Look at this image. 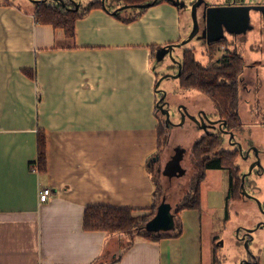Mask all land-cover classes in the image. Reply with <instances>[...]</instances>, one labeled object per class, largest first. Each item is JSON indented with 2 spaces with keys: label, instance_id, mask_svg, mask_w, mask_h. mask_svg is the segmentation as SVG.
I'll use <instances>...</instances> for the list:
<instances>
[{
  "label": "crops",
  "instance_id": "obj_1",
  "mask_svg": "<svg viewBox=\"0 0 264 264\" xmlns=\"http://www.w3.org/2000/svg\"><path fill=\"white\" fill-rule=\"evenodd\" d=\"M90 1L82 0L79 11ZM34 4L0 0V264H96L98 259L108 264H243L251 257L264 264V227L254 232L248 250L239 237L242 226L264 220L257 203L236 187L244 165L239 156L235 174L226 168L205 170L199 207L180 210L178 236H136L127 246L123 234L83 227L87 206L150 212L156 199L152 154L158 136L153 58L157 48L185 37L189 21L168 0L144 10L120 9V17L98 6L78 17L73 36H67L51 24L36 22ZM228 36L229 47L239 51L233 46V41L238 44L234 35ZM183 48L202 62L205 56L200 51L209 49L188 43ZM246 66L255 69L245 60ZM173 86L178 93L177 80ZM164 88L170 90L168 84ZM185 92L181 102L189 113L203 110L215 118L206 96L196 90ZM250 125L243 122V129ZM178 127L195 139L205 135L191 121ZM262 128V142L252 143L260 149L258 184L249 191L260 202L264 201ZM39 130L44 131L46 147L42 172L32 166ZM221 142L223 149L235 150L224 138ZM171 156L162 168L156 161L158 170ZM42 186L52 192L45 202L38 199ZM247 187L252 188L251 183ZM164 196L170 203L165 194L156 201ZM213 219L217 226H212Z\"/></svg>",
  "mask_w": 264,
  "mask_h": 264
},
{
  "label": "trees",
  "instance_id": "obj_2",
  "mask_svg": "<svg viewBox=\"0 0 264 264\" xmlns=\"http://www.w3.org/2000/svg\"><path fill=\"white\" fill-rule=\"evenodd\" d=\"M35 2L33 16L36 22L51 24L56 29H61L67 36H73L75 30V21L84 12L92 7H103L101 0H91L82 11L79 8L75 9L71 0H63L60 3L56 0H32ZM153 0H111L106 1V10L113 12V2L119 5L127 4L129 6H136V4L151 2ZM162 0H154L157 3ZM153 3V4H154ZM152 5V4H150ZM104 8V7H103ZM145 8H139L144 10ZM119 11L113 12L117 17H120ZM223 49L224 52L216 59H213L214 54H210L211 63L205 65L199 59H195L192 51L186 49L182 53V70L177 80V88L181 90H196L204 94L209 101L213 103L215 113L221 119H224L227 128L234 132L235 137H240L244 131L243 121L237 111L239 104V77L242 75L245 67V59L241 53L235 49H229V41L226 38L219 39L215 44L209 47ZM207 49V48H205ZM207 49V50H209ZM159 111V110H158ZM161 111L158 115L157 124V148L152 154L155 159L154 166L158 170L156 161L159 160L161 146L166 141V126L161 116ZM264 126V125H263ZM222 137L217 134H205L196 139L190 148V162L193 168L191 176L195 180L190 181L189 189L183 193L182 197L178 200L177 205L174 207L175 224L171 230L162 232H150L146 229L147 221L152 217L157 205L156 199L153 201L150 212L146 214H135L133 208L129 207H111L105 205H92L87 206L84 211L83 227L87 230H103L108 233L123 234L128 239V245L131 244L136 236H143L150 239H160L166 236H178L182 232V225L179 218V212L184 208H198L200 202V182L204 177V172L207 168H226L231 172L237 168L236 159L238 157V150H230L222 148ZM251 141V139L249 140ZM251 143V142H250ZM181 155L176 151L172 161L177 163L183 158V149L181 148ZM258 153L260 151L257 148ZM45 135L43 130H39L37 135V158L36 163L32 166L37 167L38 171H45L46 158H45ZM152 158V159H153ZM150 159V158H149ZM170 159V160H171ZM181 163V162H180ZM167 164H171L168 163ZM166 168V167H165ZM162 169L160 174H165L168 177L182 176L176 171L170 172ZM178 170L171 168L170 170ZM150 170V166H149ZM179 174V175H178ZM192 179V178H191ZM238 180V179H237ZM155 190L153 196H157V189L159 184L153 177ZM240 180L237 182L240 190ZM261 207L264 210V201L261 202ZM248 261H243V264H256L254 259L248 258ZM110 263V262H109ZM96 264H108L97 260Z\"/></svg>",
  "mask_w": 264,
  "mask_h": 264
},
{
  "label": "water",
  "instance_id": "obj_3",
  "mask_svg": "<svg viewBox=\"0 0 264 264\" xmlns=\"http://www.w3.org/2000/svg\"><path fill=\"white\" fill-rule=\"evenodd\" d=\"M63 3V0H56ZM75 9L79 7L82 0H71ZM106 1L101 0L103 7L106 8ZM179 8V10L184 11L187 14L189 25L186 31V35L178 42H172L161 46L155 50L153 62L154 66L157 67V79L155 82L156 92H161L162 95L156 100V107L161 113L164 114L166 120L172 122L171 116L173 111L170 110L169 103L164 100V96L167 93V89L164 88L166 85V79L176 78L180 74L181 60L178 55L183 52L184 46L193 38L199 39L201 34H208L207 44L215 43L219 39L229 37L228 35H244V38L248 39V32L255 31L258 37L263 39L264 35V0H168ZM154 0L151 2H144L136 4V7L145 8L153 4ZM129 7V5H119L117 2H113V12L117 10ZM200 25L203 29L199 33ZM245 39V40H247ZM178 49L179 52H176ZM182 55V54H181ZM178 65V72L173 74L170 69L173 65ZM185 108L184 104H180V107ZM179 108L177 110H179ZM205 114V113H204ZM180 124L183 123L185 117H188L195 122H203V129H206L208 124H215L218 120L209 118L206 114L205 117L200 115H195L189 113L186 110L185 114H181ZM207 120V123L204 122ZM225 123V121H224ZM209 126V125H208ZM232 133H230L229 139H231ZM254 153L250 157L253 158V162L246 164L248 161V155L245 156L244 166L246 170L240 173V188L241 192L245 196L253 199L259 208V210L264 213L261 207L260 200L253 194H251L245 185V177L251 175L254 169L261 167L260 159L256 147L253 146ZM242 152L241 145H239V153ZM246 159V160H245ZM175 219L174 212L172 210L171 204L165 200V196L157 204L154 214L147 221L145 227L150 232H162L166 230H171L174 227ZM258 227H264V220H260L253 227L241 228L244 230L243 234L240 236L244 243V247L248 250V239L246 236H250L249 240L254 239V232ZM221 241V240H220ZM242 262H240L241 264Z\"/></svg>",
  "mask_w": 264,
  "mask_h": 264
},
{
  "label": "rangeland",
  "instance_id": "obj_4",
  "mask_svg": "<svg viewBox=\"0 0 264 264\" xmlns=\"http://www.w3.org/2000/svg\"><path fill=\"white\" fill-rule=\"evenodd\" d=\"M250 34H254L253 38L247 35L248 39L243 37L244 39L242 41L240 40L241 42L236 40L238 44H236L235 41H233V46H237V48L239 49L238 52L242 54V56L247 62L249 63L254 62L253 65L257 64L253 66L255 67V69L256 68L258 69L257 73H254V71H256L255 69L252 71V69L248 68L247 66L243 70L242 74L244 76L243 77L244 80L243 81L240 80L239 82L240 84L239 92L241 93V96H239V104H238L239 105L238 111L241 114L242 121L244 123L251 124L250 125L251 127H244L245 129H244V132H242L240 140L246 144L247 140L251 139L252 141L251 143L257 145L262 142L263 135L261 134V130L263 131L262 125H264V39H261V37H258L257 34L254 32ZM247 41L250 42L248 44L250 46L244 47V44L245 42L247 43ZM210 49L209 50L206 49L205 52L203 53L200 51V53L205 56L206 61H208V63L211 62L209 58L210 54L212 55L215 53L213 58H218L224 52V50L221 49V47L218 48L215 46L212 48V50ZM229 49L233 50V47H229ZM198 58H200V54H198ZM205 58H203L204 61L202 63L206 65ZM254 60H260V61L255 62ZM244 84H247L246 89H244L243 87ZM182 91L183 90L179 89L178 93L176 94L172 93L168 97L171 100L181 101V99H183L182 96H184ZM157 115H159V111H157ZM166 131H167L166 141L162 143L163 145L161 146L160 153H158L159 160L157 162H159V165L162 168L163 164L172 155V152L175 149L174 146L179 145L176 148V151H178L179 155H181L182 150H180L181 149L180 147L184 148L185 150L184 160L183 161L179 160L177 163H175L172 160H169L168 163H171V164L170 165L166 164L165 170L170 171V172L176 171L182 176L168 177L165 174H160V171L154 168L153 177L157 180L159 184V188L157 189L156 199L157 200L160 199L161 196L165 194L167 196V199L170 201V203L174 207V204L178 202V199L181 198L183 191L185 190L187 184L190 181L192 182V180H195L194 177L191 176L193 173V168L191 166L192 162H190L191 156L189 153V147H191L192 141L193 140L195 141L198 138L195 139V137L188 136L178 126L167 127ZM171 168H174V169L177 168L178 170H173V169L170 170ZM248 177H249V181L248 183H245V184L246 186H250V183H251L252 188L247 187V190L252 192L254 191L255 186H257L258 184V182L256 183L257 181L256 178L258 177V173H256V170H255ZM253 207L254 206L250 207L251 212L254 209ZM217 214L218 213L215 212L213 215L216 216ZM212 221H213L212 226L218 225L216 219H213ZM204 226H207V225L205 224Z\"/></svg>",
  "mask_w": 264,
  "mask_h": 264
},
{
  "label": "flooded vegetation",
  "instance_id": "obj_5",
  "mask_svg": "<svg viewBox=\"0 0 264 264\" xmlns=\"http://www.w3.org/2000/svg\"><path fill=\"white\" fill-rule=\"evenodd\" d=\"M202 29H203V27H202V25H200V29H199V33H201V31H202ZM207 37H208V34H204V33H202L201 34V37L199 38V39H195V38H193V39H191L189 42H188V44H191V45H193V46H195V47H199V46H202V47H205V46H207V47H210V46H212L213 44L212 43H210V44H207L206 42H207ZM234 38H235V40H243L244 38V35H237V36H233ZM241 37V38H240ZM193 53V52H192ZM194 55V54H193ZM181 56L182 55H178V57H179V59L181 60V65H180V73H181V70H182V64H183V60H182V58H181ZM255 62L256 61H260V60H254ZM254 63V62H253ZM253 63H250V65L252 66L253 65ZM254 65H257V64H254ZM178 65L177 64H175V65H173L172 67H171V69H170V72H172L173 74H176L177 72H178ZM180 75V74H179ZM179 75H178V77H179ZM243 75V74H242ZM242 75L239 77V79L240 80H244V78L242 77ZM178 77H176V78H170V79H166L165 81H166V85L168 84V86L170 87L169 89L170 90H167V93H166V95L164 96V100H166L168 103H169V106L171 107L170 108V110L171 111H173V114H172V116L170 117L171 118V120H172V122H170V121H168V120H166V118H165V116H164V114L162 113L161 114V116H162V118H163V120H164V124H165V126H166V128L167 127H171V126H181V125H183L184 123H185V121H191L198 129H203V127L202 126H204L203 125V122H195L194 120H192V119H190V118H188V117H185V119H184V121H183V123H179L180 122V118H181V115H180V113L181 114H185L186 113V110L188 111V108L187 107H185V108H183L182 106L179 108V105L180 104H182V102L181 101H177V100H171L168 96L170 95V94H176V92H174L176 89H175V86H173V84L175 83V81H176V79L178 78ZM244 86V85H243ZM239 88H240V86H239ZM162 95V93L161 92H158L157 93V98L158 97H160ZM179 108V110H177ZM200 109V108H199ZM205 112L203 111V110H197V111H194L193 112V114H197V115H200L201 117H205L204 115L206 114H204ZM214 119H216V120H218L214 125L213 124H211V125H207L206 126V129L204 130V132H205V134H208V133H210V134H217V135H219V136H221L222 138H224V141H225V143L227 144V145H229V146H231L232 148H234L235 150H238V156H239V158L243 161L244 159L243 158H245V156H247L248 155V161H246V164H249L250 162H253V158L252 157H250L251 156V154H253L254 153V150H253V144L251 143V144H249V143H244L243 141H241L240 140V138L238 137H235V133L234 132H232L231 130H229L228 128H227V125H226V123H224V119H221L220 117H218L217 115H216V113H215V118ZM205 124L207 123V120L204 122ZM210 128L211 129H213V130H211V131H209L210 130ZM230 133H232V136H231V139H229V137H230ZM239 145H241V149H242V152L241 153H239ZM255 147V146H254ZM174 150H175V152H176V146H174ZM181 148V147H180ZM174 150H173V152H172V156H171V158H173V156L175 155V152H174ZM184 152H185V150L183 149V157H184ZM247 154V155H246ZM182 159V161L184 160V158H181ZM172 160V159H171ZM246 160V159H245ZM246 166H244L243 167V169L242 170H240V173L242 172V171H245L246 170ZM256 169H254L253 170V172L255 171ZM239 180H240V175H239ZM248 181H249V177H245V182L246 183H248ZM238 235V234H237ZM241 235H239V237H240ZM245 239H248V241H250L249 239H250V236H246L245 237Z\"/></svg>",
  "mask_w": 264,
  "mask_h": 264
},
{
  "label": "built area",
  "instance_id": "obj_6",
  "mask_svg": "<svg viewBox=\"0 0 264 264\" xmlns=\"http://www.w3.org/2000/svg\"><path fill=\"white\" fill-rule=\"evenodd\" d=\"M51 189L48 186H42L38 189V199L41 202L48 201L51 198Z\"/></svg>",
  "mask_w": 264,
  "mask_h": 264
}]
</instances>
